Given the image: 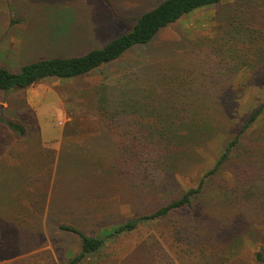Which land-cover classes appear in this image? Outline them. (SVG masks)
Listing matches in <instances>:
<instances>
[{"label":"rangeland","instance_id":"rangeland-1","mask_svg":"<svg viewBox=\"0 0 264 264\" xmlns=\"http://www.w3.org/2000/svg\"><path fill=\"white\" fill-rule=\"evenodd\" d=\"M161 1L0 0V65L17 71L21 65L41 58L85 54L128 31L139 15ZM232 21L249 30L254 37L227 34ZM206 56L217 61L223 58L230 62H264V0H226L197 9L161 28L150 42L130 48L113 61L116 64L96 67L73 79L48 78L13 92L0 89V168L19 166L25 170L28 167L27 180L23 182L21 177L15 180L23 185L7 189L2 187L5 178L0 179V202L10 195L9 202L0 204V210L13 216L12 210L21 207L20 203L12 202L13 198L25 195L27 198L33 192L49 188L46 202L35 203L37 208H44L46 214L36 228H22L0 219V264H66L67 255L78 252L81 243L77 234L57 228L55 220L75 219L76 225L85 231L104 233L110 226L106 221L111 216L128 217L132 213L137 216L149 212L166 201L169 192L180 194L186 186L197 184L199 176L213 166L224 146L221 139L213 138L198 146L201 158L196 163L184 159L182 170L175 177L176 184L154 195L141 188L137 194L135 186L128 188L127 185L125 189L117 185L114 192L106 193L104 189V193H100L102 188H94L88 193L85 181L95 167L92 162L99 158L103 161L111 148H115L111 144L117 139L116 134L107 132L98 116L97 87L103 82L117 84L119 89L126 85L136 89L141 102L149 101L146 90L153 81H161L164 73L173 77L182 76L176 74L178 72L188 75L198 66L194 62ZM251 79L244 91L231 88L222 97L232 119L230 138L252 108L264 99V70L257 71ZM3 118L22 123L26 134L16 136ZM257 136L261 141H250L248 150L244 147L234 149L229 162L234 163L244 156L255 160L253 165H258L257 160L263 164L264 116L247 134L250 139ZM222 178H228L223 170L200 197L202 212L208 217L217 207L205 206L212 204L210 198L234 190L223 185ZM28 179L32 182L30 188L26 187ZM13 189H16L15 194H11ZM51 194L54 198H50ZM86 194L95 195V201L86 204L78 200ZM106 195L107 200L102 198ZM24 205L25 208L31 206L27 200ZM88 205L90 210H84ZM60 207L64 211H58L53 218V212ZM96 217L105 222L99 230L91 224ZM168 222L171 219L141 223L135 232L110 240L101 258H89L81 264H139L143 257L137 259L136 248L148 236L153 234L168 244ZM262 223L264 215H255L237 255L251 261L255 250L262 247L264 228L259 227Z\"/></svg>","mask_w":264,"mask_h":264},{"label":"trees","instance_id":"trees-1","mask_svg":"<svg viewBox=\"0 0 264 264\" xmlns=\"http://www.w3.org/2000/svg\"><path fill=\"white\" fill-rule=\"evenodd\" d=\"M223 1L226 0H162L139 15L128 31L85 54L41 58L21 65L17 71L0 65V89L13 92L48 78L69 80L90 73L96 67L116 64L114 60L121 58L130 48L150 42L161 28L197 9ZM230 25L232 28L226 31L227 34L254 37L234 21ZM236 57L233 56L234 59ZM199 61L194 62L198 66L191 69L193 72L188 75L178 72L176 74L182 76L173 77L164 73L161 81H153L146 90L149 101L141 102L136 89L126 85L119 89L117 84L103 82L95 90L100 121L109 134L117 135V139L111 144L115 148H111L103 161L99 158L97 162H92L96 168L85 181L88 193L94 188H102L100 193H104V189L106 193L114 192L117 185L124 189L127 185L128 188L135 186L134 192L137 194L139 188L145 193L157 194L164 187L176 184L175 177L180 174L183 161L187 159L190 163H196L201 158L198 146L213 138H219L225 144L213 166L199 176L195 186L188 185L176 195L169 192V198L149 212L137 216L132 213L128 217L118 214L111 216L106 221L110 226L104 233L85 231L76 225L75 219L66 221L61 216L55 220L57 228L75 233L80 239V250L67 255L66 264H81L89 258L98 260L110 240L135 232L141 223L166 218L171 219L167 225L168 244L165 245L153 234L148 236L136 248L139 253L137 259L143 257L139 264H264V241L262 247L255 250L251 261L241 254L237 255V249L244 243L255 215H264V162L262 164L257 160L258 165H253L255 160L245 159L244 156L234 163L229 162L234 149L244 147L248 150L250 141H261L259 136L250 139L247 134L264 116V99L252 108L239 129L232 132L235 133L232 138L231 115L225 108V102H222V97L231 88L235 91L247 89L253 74L264 70V62H230L223 58L217 61L211 56ZM3 122L16 136L26 134V127L17 120L3 118ZM27 168L24 170L20 167L12 175L0 173V179L5 178V186L2 187L9 189L21 185L15 181L18 177L25 182ZM97 169L101 172L96 173ZM221 170L228 174V178H222V184L234 190L221 197L214 195L210 198L209 203L212 204L205 206L217 207L208 217L206 212H202L200 197ZM30 184L32 182L28 179L26 187L30 188ZM15 190L11 194H15ZM48 190L29 193L27 198L26 195L21 199L13 198L12 202L20 203L21 207L12 210L13 216L0 210V219L22 228H36L37 222L46 214L45 209L37 208L35 203H45ZM7 196L0 204L9 202L10 195ZM53 196L51 194L50 198ZM94 197L93 194H86L78 200L88 204L95 201ZM104 197L108 199L107 195ZM26 200L31 204L28 208L24 205ZM84 210H90L89 205ZM58 211L64 209L56 208L53 218ZM91 224L99 230L105 222L96 217ZM259 227L264 228V223Z\"/></svg>","mask_w":264,"mask_h":264},{"label":"crops","instance_id":"crops-1","mask_svg":"<svg viewBox=\"0 0 264 264\" xmlns=\"http://www.w3.org/2000/svg\"><path fill=\"white\" fill-rule=\"evenodd\" d=\"M14 167H15V166H14ZM18 167H19V166H16L15 169L13 168V166L10 167V169H8V168H0V172H1V173H5V172H7V173H5L6 175H12L13 173H15V171L19 170Z\"/></svg>","mask_w":264,"mask_h":264}]
</instances>
